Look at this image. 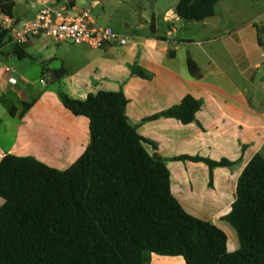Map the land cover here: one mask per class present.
<instances>
[{
    "label": "crops",
    "instance_id": "obj_1",
    "mask_svg": "<svg viewBox=\"0 0 264 264\" xmlns=\"http://www.w3.org/2000/svg\"><path fill=\"white\" fill-rule=\"evenodd\" d=\"M179 1L169 7V22L183 21L177 13ZM72 6L83 10L76 0ZM38 10L33 0L26 4L18 0L13 21L34 17ZM5 18L0 11V30ZM174 26L167 36L160 35L154 19L150 36L118 33L129 39L126 46L84 45L96 51L91 56L77 48L81 45L73 49L40 34L21 45L25 54L21 59L9 41L0 50V159L6 154L31 156L67 170L89 144L90 121L65 108L58 90L82 100L98 91L123 90L129 100V121L157 146L146 143L147 151L168 160L175 197L190 215L222 229L228 250L234 252L240 248L237 232L224 217L236 200L240 175L256 154L264 155V0H219L212 22L187 23L185 31ZM187 54L200 67L202 79L190 75ZM135 64L153 78L133 76ZM52 72L55 76L49 79L47 73ZM188 95L203 102L193 123L174 118L144 121ZM31 102L33 106L21 116L23 105ZM181 156L226 159L233 165L215 168L211 177L206 163L173 160ZM150 264H185V260L153 255Z\"/></svg>",
    "mask_w": 264,
    "mask_h": 264
},
{
    "label": "trees",
    "instance_id": "obj_2",
    "mask_svg": "<svg viewBox=\"0 0 264 264\" xmlns=\"http://www.w3.org/2000/svg\"><path fill=\"white\" fill-rule=\"evenodd\" d=\"M18 0H0L13 19ZM219 0H180L183 21H205ZM12 37L0 30V50ZM15 53L23 59L21 46ZM190 75L203 77L188 56ZM133 76L151 80L138 64ZM58 96L75 116L90 121L89 144L67 170L34 157L0 159V264H150L153 255L181 256L185 264H264V155L256 154L237 183L236 200L224 217L240 248L228 250V236L211 221L190 215L175 197L167 159L150 154L138 127L129 121L123 90L98 91L84 100L63 90ZM34 102L23 105L24 116ZM203 102L188 95L174 107L146 118L196 121ZM17 111L13 109L12 113ZM206 163L211 171L233 163L181 156Z\"/></svg>",
    "mask_w": 264,
    "mask_h": 264
},
{
    "label": "built area",
    "instance_id": "obj_3",
    "mask_svg": "<svg viewBox=\"0 0 264 264\" xmlns=\"http://www.w3.org/2000/svg\"><path fill=\"white\" fill-rule=\"evenodd\" d=\"M33 7L39 8L34 17L20 22L5 18L4 29L10 31L16 46L40 34L57 44L73 43L92 49H102L107 45L123 47L129 42L127 37L112 28L95 24L91 12L76 9L72 0H33Z\"/></svg>",
    "mask_w": 264,
    "mask_h": 264
},
{
    "label": "rangeland",
    "instance_id": "obj_4",
    "mask_svg": "<svg viewBox=\"0 0 264 264\" xmlns=\"http://www.w3.org/2000/svg\"><path fill=\"white\" fill-rule=\"evenodd\" d=\"M95 1H97L98 4L92 6ZM177 1L179 0H76V3L80 9L89 10L92 17L97 20L99 25L110 27L116 33L126 36L136 33L150 36L152 35L150 28L155 19L160 35L167 36L169 31L172 30L173 24L179 31L188 29L185 21L169 22L167 20L169 17V7ZM21 3L26 4V0H21ZM181 24L184 25L185 28H180ZM193 32L194 34L198 33L196 30ZM67 44L72 46L71 48L73 49L76 47L73 43ZM77 48H81L89 56L96 53V51H92L89 48L87 49L84 45ZM183 54L185 55L186 51L182 48V55ZM188 56L187 54V58ZM83 64H85V62ZM47 76L50 79L52 73H47ZM236 238L239 244L237 234Z\"/></svg>",
    "mask_w": 264,
    "mask_h": 264
},
{
    "label": "water",
    "instance_id": "obj_5",
    "mask_svg": "<svg viewBox=\"0 0 264 264\" xmlns=\"http://www.w3.org/2000/svg\"><path fill=\"white\" fill-rule=\"evenodd\" d=\"M207 21H209V22H212L213 21V17L212 18H208V19H206ZM52 76L54 77L55 76V74L52 72ZM52 82H53V79L51 80ZM54 81H58V78H56V80H54Z\"/></svg>",
    "mask_w": 264,
    "mask_h": 264
}]
</instances>
